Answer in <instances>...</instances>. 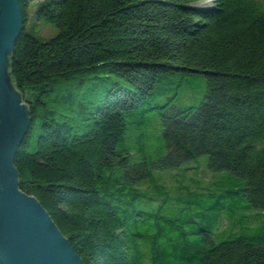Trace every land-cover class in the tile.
<instances>
[{
	"label": "trees",
	"instance_id": "trees-1",
	"mask_svg": "<svg viewBox=\"0 0 264 264\" xmlns=\"http://www.w3.org/2000/svg\"><path fill=\"white\" fill-rule=\"evenodd\" d=\"M34 1L19 0L23 26L10 56L31 120L13 165L19 190L83 264H264L263 231L245 227L214 243L193 218L132 206L153 170L206 155L210 171L243 181L219 196L230 200L220 211H264V0H42L35 16L57 30L44 42L25 30ZM192 74L206 82L196 109L168 114L171 97L155 104L186 86L172 78ZM136 109L164 124L158 162L131 163L133 151L116 150Z\"/></svg>",
	"mask_w": 264,
	"mask_h": 264
},
{
	"label": "rangeland",
	"instance_id": "rangeland-1",
	"mask_svg": "<svg viewBox=\"0 0 264 264\" xmlns=\"http://www.w3.org/2000/svg\"><path fill=\"white\" fill-rule=\"evenodd\" d=\"M41 1H34L27 7L25 30L40 42H44L54 37L57 30L44 19L36 18L35 9L41 5ZM50 1L59 0H45V3ZM194 5L210 7L212 0L196 2ZM172 80L184 81L186 86L180 91L173 89L164 95H158L154 99L155 104H162L171 97V108L167 111L168 114L187 107L196 109L205 96V76L192 74L181 79L174 77ZM125 120L128 125L125 141L120 142L116 146V150L118 152L133 151L135 155L131 157V163L160 161L167 153L163 140L164 124L155 117L145 118L139 109L133 110L125 117ZM141 133L142 136H139ZM34 137L35 133L32 131L29 134V141ZM141 145L143 146L142 150ZM242 186L241 178L230 172L210 171L208 156L202 155L183 162L175 168L153 170L150 178L142 180L136 185L142 197L137 196L132 201V206L136 210L141 209L166 220L180 217L193 218L195 222L192 227H203L209 230L214 243L233 235H240L245 227L250 228L246 230L250 234L256 230L264 233V211L254 208L250 210L238 209L234 212L228 209L220 211L219 206L221 204L229 205L230 200L220 199L219 196L223 192L238 191ZM200 192L205 194L200 195ZM194 193H196L195 196ZM218 198L220 204L210 208ZM187 201L192 203L189 208H187ZM243 216H248V223L252 222L253 226H248L247 222L244 225H237V221ZM153 231L147 232L151 234ZM143 248L148 252L146 246Z\"/></svg>",
	"mask_w": 264,
	"mask_h": 264
},
{
	"label": "water",
	"instance_id": "water-1",
	"mask_svg": "<svg viewBox=\"0 0 264 264\" xmlns=\"http://www.w3.org/2000/svg\"><path fill=\"white\" fill-rule=\"evenodd\" d=\"M22 26L19 0H0V264H83L45 209L18 188L13 163L31 120L9 67Z\"/></svg>",
	"mask_w": 264,
	"mask_h": 264
}]
</instances>
